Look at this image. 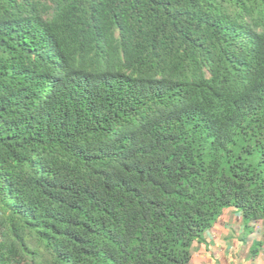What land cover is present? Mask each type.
<instances>
[{"label": "trees", "instance_id": "16d2710c", "mask_svg": "<svg viewBox=\"0 0 264 264\" xmlns=\"http://www.w3.org/2000/svg\"><path fill=\"white\" fill-rule=\"evenodd\" d=\"M227 207L264 221V0H0V264H189Z\"/></svg>", "mask_w": 264, "mask_h": 264}, {"label": "crops", "instance_id": "0c3cea01", "mask_svg": "<svg viewBox=\"0 0 264 264\" xmlns=\"http://www.w3.org/2000/svg\"><path fill=\"white\" fill-rule=\"evenodd\" d=\"M189 264H264V221L246 224L238 208L223 209L204 240L192 244Z\"/></svg>", "mask_w": 264, "mask_h": 264}]
</instances>
